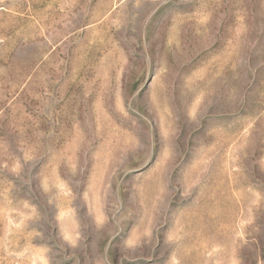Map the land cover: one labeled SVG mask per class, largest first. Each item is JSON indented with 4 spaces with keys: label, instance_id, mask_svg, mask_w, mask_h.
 <instances>
[{
    "label": "rangeland",
    "instance_id": "1",
    "mask_svg": "<svg viewBox=\"0 0 264 264\" xmlns=\"http://www.w3.org/2000/svg\"><path fill=\"white\" fill-rule=\"evenodd\" d=\"M90 1L0 0V264H264V0Z\"/></svg>",
    "mask_w": 264,
    "mask_h": 264
},
{
    "label": "crops",
    "instance_id": "2",
    "mask_svg": "<svg viewBox=\"0 0 264 264\" xmlns=\"http://www.w3.org/2000/svg\"><path fill=\"white\" fill-rule=\"evenodd\" d=\"M88 1H89V0H88ZM95 1H97V0H92V1H90V2L92 3V6H93V7L95 6V5H94ZM108 7H109V9L113 8V4L110 3V5H108Z\"/></svg>",
    "mask_w": 264,
    "mask_h": 264
}]
</instances>
